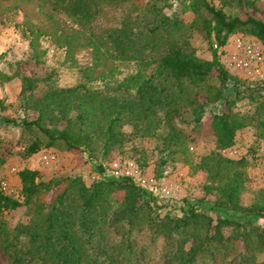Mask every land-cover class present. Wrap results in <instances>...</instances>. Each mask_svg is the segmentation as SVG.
<instances>
[{
	"label": "trees",
	"instance_id": "obj_1",
	"mask_svg": "<svg viewBox=\"0 0 264 264\" xmlns=\"http://www.w3.org/2000/svg\"><path fill=\"white\" fill-rule=\"evenodd\" d=\"M43 1L78 26L92 25L106 15L107 6L135 4L132 0ZM234 1L242 15L228 16L209 0H194L192 9L202 16L203 27L208 35L213 32L217 45L231 33L248 34L264 43V18L256 15V0ZM149 10L152 19L127 13L119 25L99 36L111 58L155 64L153 78L139 84L134 98L99 96L78 86L48 87L35 96L31 92L38 80L22 77V92L32 98L27 106L37 112L35 118L16 123L36 136L25 153L36 152L42 137L47 145L62 143L66 150L96 145L108 155L123 141L124 124L141 135H152L165 124L164 144L174 152L202 130L206 107L212 102L221 105L209 122L217 146L231 145L235 132L251 124L253 115L232 110L229 95L237 98L244 89L234 81L226 92L231 77L216 55L210 60L199 58L182 39L181 20L163 14L155 3ZM18 176L22 199L0 188V213L23 205L30 214L11 233L0 226L2 249L10 264H264V257L260 259L264 227L257 224L264 219V200L241 204L239 173L226 183L214 206L206 208L183 198L178 212L165 210L166 204L130 177L106 176L90 186L73 178L47 199L59 180L36 181L38 172L32 169H22ZM117 191H123V197L112 198Z\"/></svg>",
	"mask_w": 264,
	"mask_h": 264
},
{
	"label": "rangeland",
	"instance_id": "obj_2",
	"mask_svg": "<svg viewBox=\"0 0 264 264\" xmlns=\"http://www.w3.org/2000/svg\"><path fill=\"white\" fill-rule=\"evenodd\" d=\"M132 1L138 10L130 3L107 6L106 15L99 16L92 25L78 26L43 0H0V188L3 182L7 191L1 190L22 199L18 176L22 169L36 170V181H60L47 199H53L73 178H80L90 186L102 177H122L128 173L134 183L156 197L159 203L166 204L165 210L178 212L177 206L183 198L206 208L214 206L223 195L226 183L239 173L241 204L264 200V95H261L264 43L248 34L231 33L224 44L217 45L213 32L208 35L207 28L203 27L202 16L194 13V0ZM209 1L222 7L228 16L243 13L234 0ZM154 3L157 8L161 7L163 14L183 22L182 39L199 58L210 60L216 55L231 77L226 92L232 90L234 81L244 89L237 98L231 93L229 99L233 101V111L254 116L251 124L235 132L231 145L217 146L209 122L221 105L212 102L206 107L202 130L192 133L174 152L164 144L165 124L152 135H141L130 124H124L121 127L123 141L108 155L102 154L96 145L66 150L62 143L47 145L42 137L36 152L25 153L36 136L16 123L23 118H35L37 112L27 106L32 104V98L22 92V77L38 80L31 92L35 96L48 87L78 86L99 96L134 98L139 84L153 78L155 64L150 60L142 63L136 59H113L104 53L99 36L119 25L127 13H139L152 19L153 13L148 12V8ZM255 4L256 15L264 18V0H256ZM237 41L243 43V49L236 47ZM249 48L252 52L259 51L260 60L251 59ZM241 60L249 61L250 66H240ZM212 83L219 85L216 78ZM63 125L62 122L57 127L61 129ZM43 154L54 156V160L45 162ZM114 197H123V191H117ZM29 218L28 209L20 205L0 213V226L11 233L17 223ZM257 224L264 227V219H259ZM0 264H10L2 249L1 233Z\"/></svg>",
	"mask_w": 264,
	"mask_h": 264
},
{
	"label": "built area",
	"instance_id": "obj_3",
	"mask_svg": "<svg viewBox=\"0 0 264 264\" xmlns=\"http://www.w3.org/2000/svg\"><path fill=\"white\" fill-rule=\"evenodd\" d=\"M243 43L241 42V41H237V43H236V47L237 48H241V49H243ZM249 51V53H251L252 51H251V49L249 48L248 49ZM253 52H255V51H253ZM252 52V56H251V59H256V60H260V53H259V51H257V52H255V53H253ZM250 62L249 61H243V60H241L240 62H239V65L240 66H243V67H248V66H250V64H249ZM43 156V160L45 161V162H49V161H52V160H54V156H52V155H50V154H43L42 155ZM116 173H117V171H116ZM122 177H130L129 176V174L128 173H126V175H122ZM131 178V177H130ZM1 188L4 190V191H7V188H6V184L5 183H3V182H1Z\"/></svg>",
	"mask_w": 264,
	"mask_h": 264
}]
</instances>
